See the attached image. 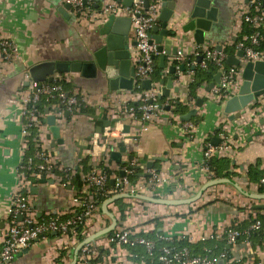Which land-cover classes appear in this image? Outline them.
I'll list each match as a JSON object with an SVG mask.
<instances>
[{
  "label": "crops",
  "instance_id": "1",
  "mask_svg": "<svg viewBox=\"0 0 264 264\" xmlns=\"http://www.w3.org/2000/svg\"><path fill=\"white\" fill-rule=\"evenodd\" d=\"M110 1L113 0H96V12L99 13L103 5ZM214 4L218 7V19L206 32L202 44L196 43L192 32H183L182 25L187 18L181 22L175 20L181 8L177 7L174 11L167 27L176 31V35L170 32L173 37L165 38L164 44L166 48L177 45L185 55L182 58L167 55L164 69L160 67V56H155L154 64L159 69L160 80H152L153 85L160 91L163 78L167 83L168 78L173 76L174 81L169 96L159 98L164 110L146 123L147 129L140 121L134 122L125 114L129 113L128 106L140 104V94L146 89L140 86L141 89L136 91L112 90L106 77L89 79L81 73H63L66 82L70 83L69 91L78 94L91 111L69 112L67 117L57 121L63 144L54 139L51 127L46 122V109L50 107L49 113L54 114L58 103L49 104L42 111L43 123L37 133L40 134L42 147L58 160L61 168L54 176L41 175L38 177L40 180L30 183L29 190H26L38 216H70L72 199L79 192L76 185L70 180L66 181L67 178L63 179L64 175L59 171L66 175L69 168L76 170L80 160L87 156L94 168H99V163L104 160L106 166L117 172L111 175V179H115L112 185L122 177L121 170L134 171L130 166L139 165L141 174L135 181L145 183L147 187L138 194L162 198L190 197L211 180L204 169V148L205 143H213L215 137L219 139L215 145H228L226 154L222 156L231 160L232 176L227 178L247 191L264 192L259 191L260 187L264 190L261 183L263 176L258 180L249 179L250 166H258L264 174V95L251 102L254 103L252 109L244 108L239 118L231 120L232 114L224 111L225 104L215 102L212 89L207 90L220 69L214 65L208 70L212 73L211 78L203 80L197 77L196 72L202 63L197 56L204 55L209 47L223 51L226 60L229 56L238 57L241 50L238 43L248 35L243 33L244 26L252 27L244 20V13L251 9L250 0H215ZM65 5L63 0H0V38L9 37L18 47L13 59L4 60L0 56V235L9 224L8 208L12 197L21 189V169L29 151L24 150L22 143L23 87L28 85L29 68L48 60L73 61L90 56L104 38L100 35V29L106 17L79 22L72 7L66 8ZM226 49L231 52L226 53ZM244 64L241 58L239 66L243 68ZM181 65H185L184 70L180 68ZM170 66L177 67L174 75L168 72ZM241 75L242 71L239 84L242 82ZM175 87L179 89L177 92ZM198 99L203 100L201 106L196 105ZM176 102L185 108L184 113L176 111ZM191 109L197 112L189 120L195 126L188 131V121L182 120L181 116ZM100 119H117L107 136L104 135L107 126L97 134V129L104 125ZM126 125H129L128 132H124ZM103 143L113 145L116 151L126 147L122 152L123 162L111 161L110 154L103 159ZM131 155L133 159H130ZM148 163H152V166L148 167ZM151 170L157 171L162 178L158 185L149 181ZM59 177L66 183L60 181ZM43 179L47 181L43 182ZM32 186L36 189H32ZM119 200H122L123 207L116 202L108 206L117 218L116 228H128L137 235H151L167 241L187 239L190 243L213 239L223 242L230 225L255 218L258 211L254 205L264 203L244 195L228 182L209 187L198 201L191 204L165 205L131 196ZM101 205L90 223V234L111 223V218L102 211ZM108 238L109 233L90 243L94 252L90 254L88 262L100 257L93 264H145L144 259L138 258L137 254L135 256L128 247L112 244ZM80 241L51 232L3 264H69ZM227 248L235 257L242 256L250 264L264 263V242L252 245L245 239L237 247L231 248L227 244ZM77 264H83L80 258Z\"/></svg>",
  "mask_w": 264,
  "mask_h": 264
},
{
  "label": "built area",
  "instance_id": "2",
  "mask_svg": "<svg viewBox=\"0 0 264 264\" xmlns=\"http://www.w3.org/2000/svg\"><path fill=\"white\" fill-rule=\"evenodd\" d=\"M96 0H63L64 3L72 7V11L79 22L85 20H95L100 17H108L111 14L116 16H129L132 19L130 41L132 38L137 40V46H133L132 62L136 68V74L133 83V89L140 87L144 79H152V73L155 66V56L158 53L157 44L151 42L149 32L157 24L158 17L161 11V0H148V9L145 6V0H133L132 6H127L123 3L124 0H113L103 5L102 10L97 13L94 8ZM250 11L244 13V20L248 22L255 30L252 34L238 43V47L244 50L245 63L247 61L264 60V50H258L256 47L260 44L263 35L259 32V28L264 24V0H250ZM102 20V19H101ZM18 53V47L9 37L0 38V56L4 60L13 59ZM185 52L178 49L177 57H184ZM204 60L201 61L202 67H208V62L215 64L222 72L221 80L212 88V99L220 105L236 94V89L239 84V77L243 68L241 66H227L226 54L218 49L209 47L203 55ZM245 65V64H244ZM242 69V70H241ZM57 80H66L63 73H56L53 76L52 82L39 84L33 81L30 75H27L28 85L24 86V96L22 101V113L24 115V124L22 129V143L24 150L29 149L30 140L34 142L36 148L33 155H26L24 165L22 166L21 189L12 197L10 207L8 208L9 224L0 235V264L10 262L16 254L24 248L29 247L36 240L47 236L51 232H57L62 236L71 237L75 241L78 240V226L82 228V234L90 235L89 227L93 217L100 209L96 195L103 193L108 198L119 193L136 194L142 192L147 184L140 182H132L129 179V174L133 170H125L126 174L119 178L115 187L108 188L110 176L101 168H94L88 173H83L82 178L85 184L82 190L72 199V207L70 216L57 214L54 216H38L30 202L28 192L30 180L26 174L25 168H31L35 158L40 160L36 165L37 171H33L31 175L40 177L44 173L47 177L54 176L55 170L61 167L58 160L42 147L40 134L33 135V128L39 129L43 123L44 113L38 108V103L45 97L49 99L55 95L58 96L60 102L54 110L57 121H61L65 116V112H79L80 99L78 94L67 92L63 85ZM240 85V84H239ZM159 89L153 85L149 90H145L140 94V104L138 106H128L127 110L131 119L136 122L140 121L143 128L147 129L146 123L157 117L164 107L159 101ZM64 104V107H60ZM139 112V113H137ZM187 130L191 131L194 124L187 122ZM111 126H107L104 135L107 136L111 131ZM33 135V136H32ZM99 140V139H98ZM105 148L103 159H107L110 154L111 144H102ZM228 145L222 143L215 145L210 141L205 143L204 148V169L207 171L211 179L218 178L215 171L205 163L212 157H222L226 154ZM264 170V169H263ZM66 174L67 180H70L75 170L68 169ZM128 172V173H127ZM150 183L158 185L162 182V178L155 170L150 171ZM60 181L62 177H59ZM66 180V181H67ZM65 184L66 182L63 181ZM264 184V176L261 179ZM237 224L230 225L225 233L226 243L231 247H237L240 236L249 233L250 230H257L261 227V221L256 220L248 229L240 230L236 227ZM109 241L112 244L119 246H134L136 244L143 245L151 254L155 248V241L147 237L137 235L134 231L128 228H116L113 234L109 236ZM249 242V240H248ZM208 251V249H207ZM94 250L90 244L83 247L80 255V261L83 264H88V259ZM224 260L225 264H250L243 260V257H235L231 249L223 250L214 255H194L188 247L175 249L170 246H164L162 253L159 256L161 264H220ZM251 264H264L262 262Z\"/></svg>",
  "mask_w": 264,
  "mask_h": 264
},
{
  "label": "water",
  "instance_id": "3",
  "mask_svg": "<svg viewBox=\"0 0 264 264\" xmlns=\"http://www.w3.org/2000/svg\"><path fill=\"white\" fill-rule=\"evenodd\" d=\"M161 11L158 17L159 23L156 24L152 30L149 32L151 37V42L157 44L158 55L161 58L160 67L164 69L165 58L167 55L177 57L178 46H171L166 48L164 40L170 36V32L176 35V31H172L167 26L174 16V11L177 7L181 8L179 15L175 19L178 22L187 18L184 25H182V30L184 33H193V38L197 44L204 43L206 32L211 30L214 21L218 19V7L214 4L215 0H161ZM178 1H180L178 3ZM123 3L127 6H132L133 0H124ZM145 6L148 9L149 1L145 0ZM66 8H70L69 4L65 5ZM132 19L129 16H116L114 14L109 15L100 29V35L104 36L102 41L99 43V47L92 53V55H86L82 59H77L73 61H55L48 60L40 63H36L29 68V74L33 81L42 84L45 82H52L53 76L56 73H81L83 77L89 79H97L99 77H106L109 81L110 88L112 90L118 89H133L134 78L136 74L135 65L132 62L133 56V46H137L138 42L134 38L130 41V31H131ZM222 49L221 46H218ZM202 51V49H200ZM238 57L229 56L226 63L230 66H239L241 63V58L244 57V50L241 49L238 52ZM199 62L202 61L203 55L197 56ZM176 66H170L168 72L172 75L176 72ZM180 68L184 70L185 65H181ZM222 72L219 71L215 76L214 80L210 83L207 88L210 91L216 83L221 80ZM242 82L238 87V92L230 97L224 106L225 113L232 114L230 119L239 118L242 115V110L244 108L252 109L254 103H251L255 98L264 95V60L247 61L242 70ZM174 78L173 76L168 78L166 83L163 78L160 81L161 88L159 98L163 96H169V89L172 88ZM166 83V84H165ZM29 84V83H28ZM141 87L149 90L152 88V79H144L141 83ZM179 89L175 87L177 92ZM203 100L198 99L196 105L201 106ZM167 109L170 106H166ZM50 107L46 109L47 118L46 122L50 125L53 137L59 144H63L64 140L60 137L61 128L57 125V117L55 114H50ZM196 109H191L187 114L181 116L182 120L189 121L192 116L196 114ZM70 113L65 112L64 116L67 117ZM98 119L97 116H94ZM103 126L97 129V134L102 133L103 128L106 126H114L117 119L103 120ZM264 123V119L262 120ZM124 132L129 131V125L124 127ZM213 143L218 144L219 139L217 137L213 138ZM126 147H122L119 150H115L113 147L110 151V160H115L117 163H122V152H124ZM133 159V156H130ZM152 163H148V167H151ZM130 168L137 169L139 165H131ZM121 175H125V170H121ZM43 179V182H46ZM51 182H53L51 180ZM233 183L244 195L249 196L258 201H264V192L255 193L245 190L240 186L239 183L233 181L231 178L222 177L211 179L206 182L201 189L194 195L187 198H162L149 196L144 194H131V193H119L107 198L101 205L102 211L111 218V223L104 227L103 229L96 231L85 239L81 240L75 250L73 259L69 264H77L79 255L84 246L90 244L95 239L107 235L108 233L114 231L117 226V218L115 214L110 211L108 206L111 203L125 197H137L151 201L154 203H160L165 205H183L191 204L198 201L204 191L209 187L220 183ZM111 183H115V179H111ZM36 189V187H31ZM35 193V192H33ZM256 209H264V203L255 204ZM220 263L224 264L225 261L221 260Z\"/></svg>",
  "mask_w": 264,
  "mask_h": 264
},
{
  "label": "trees",
  "instance_id": "4",
  "mask_svg": "<svg viewBox=\"0 0 264 264\" xmlns=\"http://www.w3.org/2000/svg\"><path fill=\"white\" fill-rule=\"evenodd\" d=\"M254 28L251 27L249 28L247 25L244 26V30L243 33H247L248 35L252 34L254 32ZM259 32L263 35V37L260 40V44L256 47V49L258 50H264V29L262 27L259 28ZM226 53L231 52L230 49H226L225 50ZM179 61H176V63H178ZM214 65L212 62H208V67H198L197 68V77L200 80L203 79H210L212 76V73L210 71H208L209 69L211 70L212 68H214ZM216 66V65H215ZM152 80L155 81H159L160 80V73H159V69L157 67V65L154 66V71L152 73ZM56 82H59L63 85V87L65 88V90L67 92L69 91L70 88V83L66 82L65 80H57ZM194 87V84H192ZM140 87H136V90H140ZM80 97V96H79ZM81 98V97H80ZM59 103L60 100L58 98L57 95L50 97L49 99L43 97L40 102L38 103V108L41 111H45V108L47 105L52 104V103ZM176 104V111L177 112H181L184 113L185 112V108L178 102L175 103ZM136 105V104H135ZM80 111L79 112H90L91 109L89 107H87L83 101H81L80 99ZM137 106V105H136ZM60 107H64V104H61ZM139 113V112H137ZM33 135H37V128H33ZM32 135V136H33ZM210 140V139H208ZM36 150L35 146H34V142L30 140V145H29V151H28V155H31L32 153H34V151ZM40 163V160L35 158L34 162H33V166L31 168L26 167L25 171L26 174L30 180L31 183H36L40 180V178L31 175L33 171H37V167L36 165H38ZM211 170L215 171V173L217 174L218 177H231L232 176V171L230 170V165H231V160L229 158L226 157H212L211 159H209L208 161L205 162ZM99 168H101L102 170H104L109 176V182H108V188L112 189L115 187V185H112L111 183V175L114 173H117L116 171L112 170L109 166H106L104 164V160L101 161L99 163ZM94 168L93 164L91 163L90 157L87 156L85 158H82L79 162L78 167L76 168V172L75 174H72L70 177V182L74 185H76V188L78 190V192H80L85 184V180L82 178V174L84 173H88L90 172L92 169ZM134 169V171L129 174V179L134 182L139 176H140V170ZM58 169L55 170V172ZM60 174H63V179H66V175L65 172H60ZM43 175H45L44 173H42ZM262 176H264L263 171L260 170L258 168V166H250L249 167V179L250 180H258L260 179ZM67 180V179H66ZM260 192H263V188L260 187L259 188ZM99 203H103L108 197L106 195H104L103 193H97L96 195ZM122 200H118L116 201V204H119L120 207H123V205L121 204ZM258 214L255 218H251L249 221L243 222L241 224H238L236 227L239 228L240 230H245L248 229L251 224L253 222H255L256 220H260L261 221V227L257 230H250L249 233L246 234H242L240 236L239 242L241 240H249L252 245H256V244H261L262 242H264V209H257ZM79 234H78V239L79 240H83L84 238H86L85 234H82V228L81 226L77 227ZM113 234V232L109 233V236H111ZM150 239H153L155 241V248L152 251V253L150 254L146 249H144L143 245H139L136 244L134 246H126L128 247L132 253L138 255V258H142L145 261V264H161V262L159 261V256L162 253V248L164 246H170L173 247L175 249H181L183 247H188L191 252L194 255H204V254H208V255H214L217 254L223 250H228L227 248V244H226V239L222 240L223 242H220L218 240H211V241H204V242H198V243H190L187 239H174L172 241H167V240H163V239H159L157 237H152L151 235ZM149 236H146L147 238H149ZM208 249V251H207ZM81 255V253H80ZM100 257H98L99 260ZM96 260H90L88 262V264H93L94 261Z\"/></svg>",
  "mask_w": 264,
  "mask_h": 264
}]
</instances>
